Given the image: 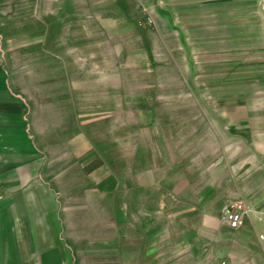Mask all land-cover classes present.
<instances>
[{"label": "rangeland", "instance_id": "obj_1", "mask_svg": "<svg viewBox=\"0 0 264 264\" xmlns=\"http://www.w3.org/2000/svg\"><path fill=\"white\" fill-rule=\"evenodd\" d=\"M261 80L264 0H0V200L23 180L108 214L185 197L187 179L224 208L262 197L264 162L212 111Z\"/></svg>", "mask_w": 264, "mask_h": 264}, {"label": "crops", "instance_id": "obj_2", "mask_svg": "<svg viewBox=\"0 0 264 264\" xmlns=\"http://www.w3.org/2000/svg\"><path fill=\"white\" fill-rule=\"evenodd\" d=\"M259 82L250 94L212 107L246 149L240 156L252 170L264 162V81ZM176 188L188 195L158 204L117 199L108 214L109 201L43 199L23 180L14 199L0 200V264H264V196L231 199L249 208L235 231L221 222L223 203L205 200L203 186L187 179ZM4 190L13 192L12 185ZM95 190L118 194L121 188L103 180ZM94 207V214L87 210Z\"/></svg>", "mask_w": 264, "mask_h": 264}, {"label": "built area", "instance_id": "obj_3", "mask_svg": "<svg viewBox=\"0 0 264 264\" xmlns=\"http://www.w3.org/2000/svg\"><path fill=\"white\" fill-rule=\"evenodd\" d=\"M248 212L249 208L244 201L232 200L224 208L222 223L232 230H239ZM260 238L264 241V234Z\"/></svg>", "mask_w": 264, "mask_h": 264}]
</instances>
